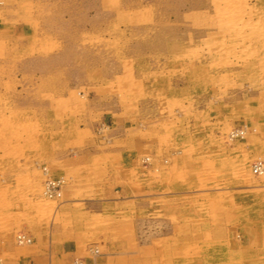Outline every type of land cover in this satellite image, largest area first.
<instances>
[{"label": "rangeland", "instance_id": "374dc122", "mask_svg": "<svg viewBox=\"0 0 264 264\" xmlns=\"http://www.w3.org/2000/svg\"><path fill=\"white\" fill-rule=\"evenodd\" d=\"M64 151L86 189L105 163L114 181L92 252L112 237L133 242L123 264H264V0H0V212L15 197L55 222L44 168ZM157 163L176 190L144 184L142 212Z\"/></svg>", "mask_w": 264, "mask_h": 264}, {"label": "crops", "instance_id": "0c3cea01", "mask_svg": "<svg viewBox=\"0 0 264 264\" xmlns=\"http://www.w3.org/2000/svg\"><path fill=\"white\" fill-rule=\"evenodd\" d=\"M117 132V136L125 133L123 130ZM130 144L131 155H133L132 150L136 147L135 144L140 148L143 145L142 141L140 143L133 139ZM68 153L70 151L61 152L57 154L56 159L50 161L53 168H49L50 173L67 180V185L63 190L64 196L56 206L55 216L57 219L55 222H52L50 218L38 216L36 203L18 208L19 203L15 197H13L11 205L8 203L3 212H0V257L6 264H74L76 260H81L85 264H123V260L131 255L132 240L118 241L112 237L103 242L96 241L95 247L98 252L91 251V247L94 245L91 240L92 231L89 230L92 227L89 221L90 217L96 215L101 219L107 212L114 211L118 203L116 189H114V185H111L114 181L110 179L106 163L102 164L104 165L102 187L98 190L86 189L88 187L83 186L75 174L77 170L75 163L79 160L74 156L69 157ZM100 154L103 153L93 151L86 156L87 160L84 161L89 164V169L93 170L96 164L99 165L100 161L96 162L95 159H98ZM161 168L160 163H157L156 165H144L140 169L142 189L139 197L142 212L145 211L144 208L147 212L149 210V202H145V198L149 197L150 191L149 187H144V184L155 183L153 192H156L157 195L171 191L172 195L168 196L173 197L175 193L174 185L162 184ZM113 175L116 177L115 173ZM119 202L122 204L121 199ZM92 208L95 210H91ZM76 215H80L83 218L82 222L85 223L73 222ZM171 230H175L174 226ZM21 233L30 237L32 243L19 244L17 235ZM172 236L174 237L173 234ZM140 246H148V242L141 241Z\"/></svg>", "mask_w": 264, "mask_h": 264}, {"label": "built area", "instance_id": "2783aa9c", "mask_svg": "<svg viewBox=\"0 0 264 264\" xmlns=\"http://www.w3.org/2000/svg\"><path fill=\"white\" fill-rule=\"evenodd\" d=\"M249 131L247 124L235 127L230 134V138L233 140L244 139ZM252 171L255 175L264 177V161L258 160L252 166ZM45 185L44 194L47 198L56 200L61 198L63 188L66 185V179L64 177L53 176L47 167L44 168ZM17 240L21 245H27L32 243V239L25 234H19ZM0 264H6L2 258H0ZM74 264H85L83 261L76 260Z\"/></svg>", "mask_w": 264, "mask_h": 264}]
</instances>
